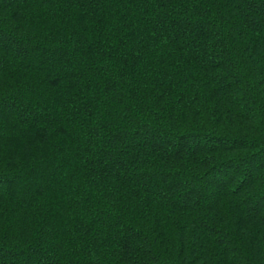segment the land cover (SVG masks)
I'll return each instance as SVG.
<instances>
[{
  "label": "trees",
  "instance_id": "16d2710c",
  "mask_svg": "<svg viewBox=\"0 0 264 264\" xmlns=\"http://www.w3.org/2000/svg\"><path fill=\"white\" fill-rule=\"evenodd\" d=\"M0 264H264V0H0Z\"/></svg>",
  "mask_w": 264,
  "mask_h": 264
}]
</instances>
